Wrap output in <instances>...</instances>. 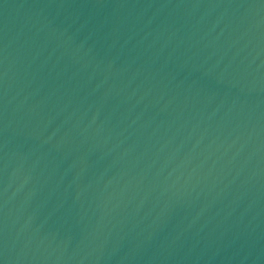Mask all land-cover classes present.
Instances as JSON below:
<instances>
[{
    "label": "water",
    "instance_id": "water-1",
    "mask_svg": "<svg viewBox=\"0 0 264 264\" xmlns=\"http://www.w3.org/2000/svg\"><path fill=\"white\" fill-rule=\"evenodd\" d=\"M0 264H264V0H0Z\"/></svg>",
    "mask_w": 264,
    "mask_h": 264
}]
</instances>
